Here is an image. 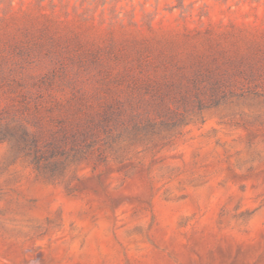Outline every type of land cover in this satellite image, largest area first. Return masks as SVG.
<instances>
[{
	"label": "rangeland",
	"instance_id": "374dc122",
	"mask_svg": "<svg viewBox=\"0 0 264 264\" xmlns=\"http://www.w3.org/2000/svg\"><path fill=\"white\" fill-rule=\"evenodd\" d=\"M0 264H264V0H0Z\"/></svg>",
	"mask_w": 264,
	"mask_h": 264
}]
</instances>
